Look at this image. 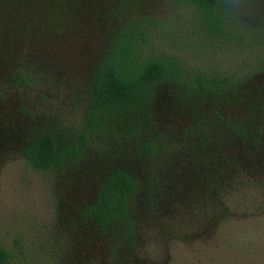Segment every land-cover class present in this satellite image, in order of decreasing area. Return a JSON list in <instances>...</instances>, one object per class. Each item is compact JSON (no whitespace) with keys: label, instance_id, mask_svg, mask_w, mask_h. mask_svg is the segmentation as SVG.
Masks as SVG:
<instances>
[{"label":"trees","instance_id":"16d2710c","mask_svg":"<svg viewBox=\"0 0 264 264\" xmlns=\"http://www.w3.org/2000/svg\"><path fill=\"white\" fill-rule=\"evenodd\" d=\"M130 1L107 0L79 120L44 124L24 146V161L37 172L62 174L81 164L94 137L132 140L145 156L165 161L188 148L181 164L193 177L191 208L203 206L218 221L242 207L264 212V0H243L256 12L249 21L237 20L240 0H167L172 9H191L194 27L206 38L236 40L251 50L253 64L247 58L227 72L192 65L155 46L154 19ZM95 9V0H0V63L14 66L8 86H32L37 73L48 71L47 56L71 43L74 28H92L84 16ZM167 108L181 133L159 127V111ZM137 191L136 174L113 166L78 216L80 227L106 243L113 259L134 246L130 203ZM8 260L0 246V264Z\"/></svg>","mask_w":264,"mask_h":264},{"label":"rangeland","instance_id":"374dc122","mask_svg":"<svg viewBox=\"0 0 264 264\" xmlns=\"http://www.w3.org/2000/svg\"><path fill=\"white\" fill-rule=\"evenodd\" d=\"M95 2L94 14L84 16L92 28H74L71 43L47 56L48 71L37 73L32 86H8L14 66L0 63V246L9 255L6 264H264V212L242 207L218 221L209 218L207 208L190 207L193 177L181 164L188 148L165 161L145 156L132 140L94 137L81 164L62 174L37 172L24 161V146L44 124L79 120L81 95L100 46L96 37L109 6L107 0ZM239 4L237 20L256 18L245 1ZM129 6L154 19L155 46L178 52L192 65L234 71L252 56L236 40L206 38L194 27L191 9H172L167 0H131ZM159 113L160 128L181 133L169 108ZM113 166L135 173L138 185L130 203L135 243L120 250L117 259L78 221L97 197L103 173Z\"/></svg>","mask_w":264,"mask_h":264}]
</instances>
